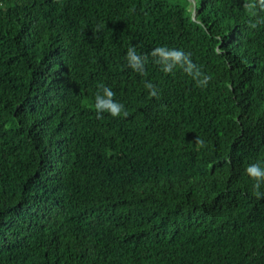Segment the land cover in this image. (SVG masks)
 Returning a JSON list of instances; mask_svg holds the SVG:
<instances>
[{
  "label": "trees",
  "instance_id": "obj_1",
  "mask_svg": "<svg viewBox=\"0 0 264 264\" xmlns=\"http://www.w3.org/2000/svg\"><path fill=\"white\" fill-rule=\"evenodd\" d=\"M248 2L0 0V264H264L245 174L264 162V8ZM160 46L209 85L162 71ZM101 85L126 117L98 118Z\"/></svg>",
  "mask_w": 264,
  "mask_h": 264
},
{
  "label": "clouds",
  "instance_id": "obj_2",
  "mask_svg": "<svg viewBox=\"0 0 264 264\" xmlns=\"http://www.w3.org/2000/svg\"><path fill=\"white\" fill-rule=\"evenodd\" d=\"M258 5L259 7L264 8V0H249L246 5L248 13L255 16ZM251 26L253 28L257 27L255 23ZM151 56L157 58L156 63L161 65L162 71L165 73H172L174 69L179 67L196 82L198 87L206 88L212 80L211 75L204 73L200 66L193 62L191 54L186 53L182 49L160 46L153 49ZM125 59L127 60L128 67L132 70L141 75L146 74V57L138 53L135 46L128 48ZM145 89L148 90L152 97H156L158 94L156 86L151 82L145 83ZM115 96L116 93L111 87L101 85L100 91L95 95L94 102L98 118H102L105 113L113 118L120 116L126 117L128 115L125 106L117 101ZM197 144L201 148L205 146L204 141L199 138L197 139ZM245 174L255 181V196L258 198H264V192L260 191L261 186L264 185V162L257 161L249 164L245 169Z\"/></svg>",
  "mask_w": 264,
  "mask_h": 264
}]
</instances>
